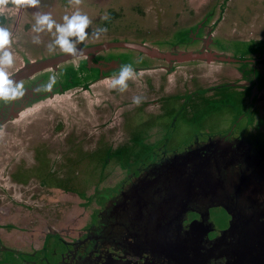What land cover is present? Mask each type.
Masks as SVG:
<instances>
[{
  "label": "flooded vegetation",
  "instance_id": "obj_1",
  "mask_svg": "<svg viewBox=\"0 0 264 264\" xmlns=\"http://www.w3.org/2000/svg\"><path fill=\"white\" fill-rule=\"evenodd\" d=\"M195 39L201 45L185 51L165 47L160 49L143 43L158 54L155 53L153 57L139 52L161 64L158 67H133L139 72L157 69L168 73L173 71L176 61H169L163 56L176 52L201 53V56H205V64L228 62L229 65H239L240 75L228 82L216 80L208 88L182 97L181 103L179 95L161 99L164 102L163 110L156 117L158 122L162 120L160 129L150 121L157 122L153 114H148L146 110L134 112L136 126L124 128L122 134L119 132V138L114 136V143L109 144L108 150L127 145L131 150L126 156H135L132 154L134 150L143 153L139 158L135 156L136 166L119 163L118 170L125 172L123 178L93 196L97 207L91 213V224L86 226L82 225L79 218L76 223L81 224L77 228H71V225L62 229L63 224L57 220L51 224V218H42L37 212L38 200H35L42 193L49 197L48 190L59 192L61 200L67 199L69 180L65 178L67 175L60 174L57 169L63 166V157L58 152L65 151L67 157L68 149L84 151L81 137L83 129L77 127V130L67 132L66 120H61L60 127L44 129L36 128L34 119L25 121V127L18 125L11 131L7 125L17 123L21 117L25 119L35 110L37 102L41 105L42 102L57 101L68 90L83 94L84 88L89 89L101 79L117 74L120 66L128 62L122 56H105L102 51L93 57L85 55L89 61L86 69L92 71L93 77L87 79L86 84L85 79H72L74 71H83V64H76V70L60 68L59 64L55 68L24 76L18 80L23 95L7 101L0 100V264H257L252 254L244 253L247 247L242 241L237 239L235 242V233L230 228L232 218L226 208L211 205L206 208L205 203H195L191 207L193 211L187 213V218H183L179 226V222H176L173 223L174 227L161 231L158 215L145 209L140 199H132L127 193V189L134 187L152 164L162 162L175 153L205 145L214 138L225 139L231 144L242 142L248 145V154L254 156L264 153V118L259 116V100H264V47L255 45L258 56L244 58L247 53L241 51L237 44L235 55L230 56L225 51L213 49L211 39L209 42L202 35ZM68 71L71 72L70 83ZM51 77H55V82L48 89ZM202 95L205 100L203 103L193 102ZM254 96V105L250 108ZM168 101L172 102L173 108L168 109L167 117L164 118ZM9 105L13 107V112L7 109ZM198 113L217 115L213 127L204 129L194 123L193 132L186 139H176L179 120L184 123L183 128L189 127L188 119ZM169 118L170 123L166 126ZM149 125L152 126L144 127ZM68 133L73 135L69 142ZM121 137L125 139L123 142H119ZM225 177L227 175L223 173L221 179L225 180ZM218 185L222 188L221 197L226 196L224 183L215 186ZM249 185L247 189L258 187L253 183ZM209 187L206 188L207 193H210ZM76 195L78 191L73 197ZM218 212L220 216L217 218ZM179 214L177 210L169 221H179ZM232 244L243 247L239 255L231 253Z\"/></svg>",
  "mask_w": 264,
  "mask_h": 264
},
{
  "label": "rangeland",
  "instance_id": "obj_2",
  "mask_svg": "<svg viewBox=\"0 0 264 264\" xmlns=\"http://www.w3.org/2000/svg\"><path fill=\"white\" fill-rule=\"evenodd\" d=\"M75 11L86 14L91 21L89 29L86 30L90 34L76 47L125 41L146 43L160 49L165 47L169 50L185 51L201 45L196 39L193 40L200 35L209 42L211 39L213 49L225 51L230 56L235 55L236 44L240 46L241 51L247 53L244 58L258 56L257 49H254L255 45L264 47V0H0V18H4V20L0 19V27L7 28L10 33V43L6 46V50L12 53L14 60L11 66L5 68L8 76L12 77L33 61L53 58L65 53L59 47L49 50L48 46L54 40V29L35 33L32 31V26L39 15L50 14L57 23H63L64 15H71ZM111 12L116 13L117 16L108 25L105 22L107 19L102 17L107 14L109 19ZM101 27H107V31L97 38L92 33ZM198 31L201 33L197 34ZM35 36H39V43L33 42ZM180 41L184 42L178 43ZM116 49L103 50L101 53L105 56L109 54L122 56L123 60L138 67H158L161 64L160 61L146 57L138 50L126 47ZM84 56L69 59L58 66L74 70L76 64H83V71H74L72 79H85L84 84H86V80L93 77L92 71L86 69V63L88 64L89 61ZM203 62L204 59L176 61L173 63L175 64L173 71L168 73L157 69L137 71L136 79L128 81L129 86L123 93L109 87V76L89 89L84 88L83 94L80 91L75 93L68 90L66 95L57 99L60 104L56 99L53 102H42L41 105L37 102L35 110L25 116V119L21 117L17 123L8 124L7 129L11 131L18 125L25 127L23 125L25 121L34 119L36 128L44 129L60 127L61 120H66L67 132L75 131L77 127L79 130L83 129L81 137L84 151L68 149L67 157L65 151L58 152L63 157L61 164L64 167L57 169L60 170V174L67 175L65 178L69 180L67 199L61 200L59 192L49 190L47 191L49 197L43 193L41 197L36 196L35 200H38L36 210L43 216L42 218L44 216L51 218L53 221L51 224L57 220L58 223L63 224L62 229L71 225V228H77L81 223L84 226L91 224L93 220L91 213L97 207L93 196L97 191L109 188L123 178L125 172L118 170L119 163L136 166L135 156L139 158L143 153L134 150L132 154L135 156H126L131 150L127 145L117 149L115 146L114 149L108 150L109 144L114 143L115 137L121 136L124 128L136 126L137 122L133 119L134 112L146 110L148 114H153L157 122L150 121L159 128L162 126V120L159 119L158 122L156 117L159 115L158 112L163 110L161 108L164 102L161 99L179 95V103H181L182 97L208 88L216 80L220 83L228 82L240 75L239 65H229L228 62H223L225 64ZM262 68L264 70V65ZM67 73L70 83L71 72ZM85 89H88V93ZM134 96L142 97L140 104L133 103ZM244 96L245 94L242 95L243 98ZM194 101L198 104L203 103L204 95ZM259 104L261 105L259 116L264 118V100L260 99ZM172 108V102L168 101L164 118L167 117L168 109ZM7 109L12 111L13 107L9 105ZM216 118L217 115L198 113L188 119L190 124L186 128H183L184 123L179 120V130L175 138L186 139L193 132L195 124L204 129L211 128ZM170 120L167 119L166 126ZM72 136L68 133V142L72 140ZM124 140L121 137L119 142ZM119 158L123 160L120 161ZM76 191L78 195L73 197ZM216 216L218 218L220 212ZM76 219L81 223L77 224Z\"/></svg>",
  "mask_w": 264,
  "mask_h": 264
},
{
  "label": "water",
  "instance_id": "obj_3",
  "mask_svg": "<svg viewBox=\"0 0 264 264\" xmlns=\"http://www.w3.org/2000/svg\"><path fill=\"white\" fill-rule=\"evenodd\" d=\"M113 47H126L153 57L155 53L158 54L146 44L135 42L79 46L77 48L82 51L77 53H63L26 64L11 78L20 80L26 75L55 68L69 59L83 55L93 57ZM163 57L169 61H182L204 59L205 56H201V53L176 52ZM255 98L256 96L252 97L250 108L254 105ZM243 144H231L225 139L214 138L200 147L175 153L148 167L140 181L127 189V193L132 199H140L145 209L158 215L161 231L169 230L176 222H179V226L183 218H187V213L193 211L191 207L195 203H205L206 208L210 205L226 208L232 218L230 228L235 233V242L237 239L241 240L247 247V251L243 252L252 254L257 264H264V153L261 156L248 154L249 147ZM223 173L227 175L225 180L221 179ZM220 182L224 183L226 196L221 197L222 188L215 186ZM250 183L257 184L258 187L247 189ZM208 185L210 193L206 192ZM177 210L180 211V220L169 221ZM239 248L232 244L230 251L233 255H239L243 247Z\"/></svg>",
  "mask_w": 264,
  "mask_h": 264
},
{
  "label": "clouds",
  "instance_id": "obj_4",
  "mask_svg": "<svg viewBox=\"0 0 264 264\" xmlns=\"http://www.w3.org/2000/svg\"><path fill=\"white\" fill-rule=\"evenodd\" d=\"M102 19H108L106 14ZM91 21L86 14L80 11H75L71 15H64L63 23H57L50 14H43L36 17L35 24L32 26V31L41 33L45 30L52 31L54 40L49 44V50L59 47L63 52L68 54L77 53L82 51L76 45L83 42L90 34L89 29ZM107 31V27H101L95 30L94 34L97 38ZM34 43H39V36L33 38ZM10 43V33L7 28L0 27V100L7 101L15 99L17 96L23 95L21 91L20 82L8 76L5 68L11 66L14 62L13 55L10 51L6 50V46ZM138 73L130 63L122 64L119 68L117 75L108 78L109 87L116 89L123 93L128 88V81L136 79ZM55 82V77L50 78L47 85L51 89L52 84ZM142 97L134 96L133 103L140 104Z\"/></svg>",
  "mask_w": 264,
  "mask_h": 264
},
{
  "label": "trees",
  "instance_id": "obj_5",
  "mask_svg": "<svg viewBox=\"0 0 264 264\" xmlns=\"http://www.w3.org/2000/svg\"><path fill=\"white\" fill-rule=\"evenodd\" d=\"M110 14H111V17L105 21V22H106L108 25H109V24L112 22V20H113V19H115V18H116V16H117V14H116V13H114V12H111ZM0 19L4 20V18H3V17H2V18H0Z\"/></svg>",
  "mask_w": 264,
  "mask_h": 264
}]
</instances>
